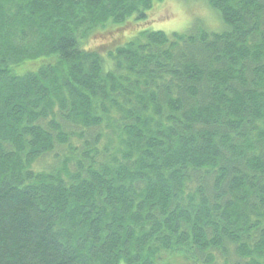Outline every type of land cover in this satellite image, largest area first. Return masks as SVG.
<instances>
[{
  "label": "trees",
  "instance_id": "16d2710c",
  "mask_svg": "<svg viewBox=\"0 0 264 264\" xmlns=\"http://www.w3.org/2000/svg\"><path fill=\"white\" fill-rule=\"evenodd\" d=\"M179 1L0 0V264H264V0Z\"/></svg>",
  "mask_w": 264,
  "mask_h": 264
},
{
  "label": "rangeland",
  "instance_id": "374dc122",
  "mask_svg": "<svg viewBox=\"0 0 264 264\" xmlns=\"http://www.w3.org/2000/svg\"><path fill=\"white\" fill-rule=\"evenodd\" d=\"M178 1V2H177ZM167 0L163 10L159 9L151 18L136 25L135 29L144 28L164 33L185 32L195 21H200L205 26L206 19L202 15L205 7L200 3H184L179 0ZM207 27V26H206ZM208 28V27H207ZM107 40L94 41V46L106 43ZM178 261V260H177Z\"/></svg>",
  "mask_w": 264,
  "mask_h": 264
},
{
  "label": "clouds",
  "instance_id": "9594fccd",
  "mask_svg": "<svg viewBox=\"0 0 264 264\" xmlns=\"http://www.w3.org/2000/svg\"><path fill=\"white\" fill-rule=\"evenodd\" d=\"M202 15L206 19L209 30L218 31L224 27L223 21L216 16L210 6H205L203 8Z\"/></svg>",
  "mask_w": 264,
  "mask_h": 264
}]
</instances>
